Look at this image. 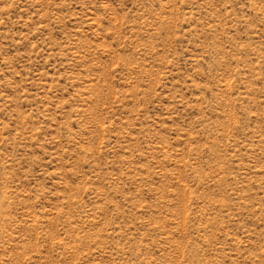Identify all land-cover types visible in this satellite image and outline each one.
<instances>
[{
    "label": "rangeland",
    "instance_id": "374dc122",
    "mask_svg": "<svg viewBox=\"0 0 264 264\" xmlns=\"http://www.w3.org/2000/svg\"><path fill=\"white\" fill-rule=\"evenodd\" d=\"M0 264H264V0H0Z\"/></svg>",
    "mask_w": 264,
    "mask_h": 264
}]
</instances>
